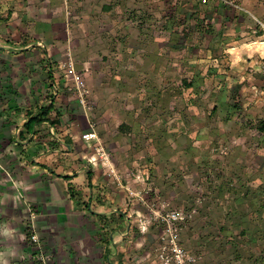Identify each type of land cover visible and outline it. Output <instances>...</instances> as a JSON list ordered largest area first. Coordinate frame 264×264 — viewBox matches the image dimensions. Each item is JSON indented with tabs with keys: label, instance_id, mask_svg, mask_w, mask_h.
Instances as JSON below:
<instances>
[{
	"label": "rangeland",
	"instance_id": "374dc122",
	"mask_svg": "<svg viewBox=\"0 0 264 264\" xmlns=\"http://www.w3.org/2000/svg\"><path fill=\"white\" fill-rule=\"evenodd\" d=\"M228 1L66 0L65 112L140 184L136 264L175 261L153 214L174 208L184 264H264V0Z\"/></svg>",
	"mask_w": 264,
	"mask_h": 264
},
{
	"label": "crops",
	"instance_id": "0c3cea01",
	"mask_svg": "<svg viewBox=\"0 0 264 264\" xmlns=\"http://www.w3.org/2000/svg\"><path fill=\"white\" fill-rule=\"evenodd\" d=\"M66 8V0H0V264H136L144 254L127 188L137 179L125 178L128 168L114 153V167L103 161L110 144L88 117L82 125L83 115L69 121L65 112L54 60L67 52ZM91 132L98 138H83ZM27 202L38 244L25 231Z\"/></svg>",
	"mask_w": 264,
	"mask_h": 264
},
{
	"label": "built area",
	"instance_id": "2783aa9c",
	"mask_svg": "<svg viewBox=\"0 0 264 264\" xmlns=\"http://www.w3.org/2000/svg\"><path fill=\"white\" fill-rule=\"evenodd\" d=\"M207 1V0H204ZM220 1V0H219ZM225 3H230L228 0H222ZM262 27L264 28V22L259 21ZM84 139H92L97 138V134L94 132L86 133L83 135ZM28 211L30 215V231L31 236L30 239L33 243L38 244L40 242V238L38 234L36 233L34 221L36 218V213L31 206V204H28ZM154 218L159 220L160 223L163 225V234L166 236L164 238L168 239L170 243V249L171 252L174 255L175 261L171 263L169 262V259L164 254H161V257L163 258V264H184V257L186 255L184 249L178 244V234L179 229L178 225L182 224L183 222L189 220L192 217V214L190 212H186L181 208H174V209H167L164 211H154ZM151 222V219L148 220L141 218L140 219V228L142 231L147 229L148 224ZM40 259L46 263V256L41 254Z\"/></svg>",
	"mask_w": 264,
	"mask_h": 264
},
{
	"label": "trees",
	"instance_id": "16d2710c",
	"mask_svg": "<svg viewBox=\"0 0 264 264\" xmlns=\"http://www.w3.org/2000/svg\"><path fill=\"white\" fill-rule=\"evenodd\" d=\"M54 107V104L51 103L48 107L44 108L42 107L40 109V112L35 114V115H32L29 120L27 121V123L25 124V126L30 129L32 128L35 124L37 123H41L42 122V118L41 116L42 115H45V114H48L52 108ZM56 122V121H55ZM55 122H52L53 124H55ZM261 130L264 131V121L261 122V126H260Z\"/></svg>",
	"mask_w": 264,
	"mask_h": 264
}]
</instances>
